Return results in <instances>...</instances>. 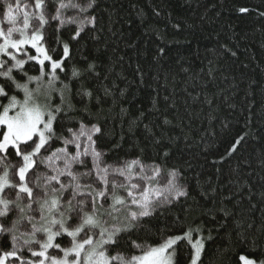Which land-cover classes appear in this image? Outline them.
<instances>
[{"label":"snow or ice","instance_id":"1","mask_svg":"<svg viewBox=\"0 0 264 264\" xmlns=\"http://www.w3.org/2000/svg\"><path fill=\"white\" fill-rule=\"evenodd\" d=\"M0 4V264H181V256L201 264L205 241L213 239L211 230L203 235V225L173 227L154 244L133 239L128 251L121 249L145 218L186 200L189 191L178 168L165 172V163L142 156L110 158L120 144L105 142L106 118L126 89L115 79L108 83L114 66L103 70L102 61L81 56L73 62L72 55V42L82 35L99 43L100 0ZM14 11L23 12L22 23ZM65 32L71 33L67 41ZM144 115L129 121V129ZM163 123L171 124L167 115ZM232 198L206 214L212 221L217 213L224 222L233 218L225 206ZM249 239L252 247L231 258L264 264L258 242L247 234L242 242Z\"/></svg>","mask_w":264,"mask_h":264},{"label":"trees","instance_id":"2","mask_svg":"<svg viewBox=\"0 0 264 264\" xmlns=\"http://www.w3.org/2000/svg\"><path fill=\"white\" fill-rule=\"evenodd\" d=\"M10 2L15 8L17 0ZM240 8L250 11L241 13ZM260 13L264 0H100L99 43L90 38L92 34L72 42L73 62L87 56L102 61L103 70L114 66L108 83L115 79L119 89H126L106 118L105 142L108 147L120 144L110 158L161 161L165 172L178 168L188 186L186 200L145 218L122 241V250L128 251L133 239L154 244L173 227L203 225V235L211 230L213 239L205 241L201 264H236L232 252L252 247L251 239L242 242L245 234L258 242V251H264V16ZM70 35L65 32L63 39ZM141 112L145 115L139 127L130 130L129 121ZM165 115L171 124L163 123ZM241 136L244 141L228 156ZM230 195L233 198L225 206L234 217L224 222L217 213L212 221L207 211L220 207ZM249 224L254 227L249 229ZM185 250L190 251V245ZM181 264H188L183 256Z\"/></svg>","mask_w":264,"mask_h":264},{"label":"rangeland","instance_id":"3","mask_svg":"<svg viewBox=\"0 0 264 264\" xmlns=\"http://www.w3.org/2000/svg\"><path fill=\"white\" fill-rule=\"evenodd\" d=\"M21 8H23V5H21ZM14 9H15V8H14ZM14 14H17V15H18V17H19V19H20V22L22 23L23 12L20 11L19 13H15V11H14Z\"/></svg>","mask_w":264,"mask_h":264}]
</instances>
